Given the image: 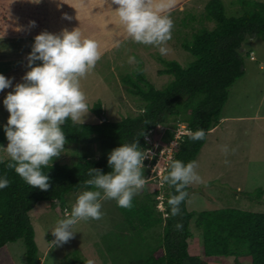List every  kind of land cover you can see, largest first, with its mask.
Instances as JSON below:
<instances>
[{
	"label": "rangeland",
	"instance_id": "1",
	"mask_svg": "<svg viewBox=\"0 0 264 264\" xmlns=\"http://www.w3.org/2000/svg\"><path fill=\"white\" fill-rule=\"evenodd\" d=\"M208 1L176 0L168 13L174 26L172 38L165 45L169 49L166 55H161L153 46L128 39L112 12L117 6L111 4V0H0V19L6 17L8 21L9 17H13L10 28L14 30L22 25L28 31L30 21H35V27L41 32L60 33L64 29L71 31L78 28L83 38L98 43L101 58L92 69L95 79L91 85L84 84L81 89L86 95L89 109L82 124H95L99 119L90 108L97 102L110 122L143 113V102L128 93V86L122 82L124 76L140 68L145 79L155 89H163L171 77L158 74L163 69L158 58L176 61L182 67L192 61V57L180 45L191 39ZM221 1L226 16L242 15L243 8L239 0ZM256 1L264 3V0ZM17 13L21 14L20 17ZM65 15L71 19H65ZM190 16H194L195 21L191 22ZM213 25L209 24L208 27ZM31 32L29 30L26 37H30ZM241 56L244 76L229 89L220 123L207 133L206 141L195 159L198 165L196 172L202 182L188 186L190 192L186 207L196 214L223 208L264 213V39L245 36L241 44ZM130 57H134L138 63H130ZM35 63V66L41 64L40 61ZM1 124H4V118L0 120ZM174 125L175 129L172 128ZM185 128L183 122L170 117L156 128L159 132L152 129L145 134L149 138L147 142L144 137L147 149L143 151V177L146 182L132 200L138 201L148 194L151 200L158 201V211H164L168 187L166 183L158 186L162 159L157 161V158L159 155L164 157L167 135L172 133L182 136L188 133ZM6 146L7 142L3 147ZM99 154L98 144L83 147L65 144L64 151L52 164L72 165L81 157L94 159ZM148 157L154 161L152 165H148ZM8 159L5 153L0 152V162ZM157 191L159 193L154 195ZM258 191L263 192L262 197L257 195ZM79 194H70L63 207L59 203L51 206L47 202H38L28 213L40 264H73L76 257L85 264H129L130 260L146 258L149 248L155 247L157 238L162 234L163 225L143 232L140 240L128 229L115 200H102L101 219L78 222L72 228L74 237L52 248L49 243L55 238L51 231L58 220L65 218V212L71 211ZM190 233L189 255L203 258L201 232L194 227L193 222ZM6 248L15 264H25L22 240L7 244ZM241 263L250 264V259H243ZM209 264H234V259L215 257Z\"/></svg>",
	"mask_w": 264,
	"mask_h": 264
},
{
	"label": "trees",
	"instance_id": "2",
	"mask_svg": "<svg viewBox=\"0 0 264 264\" xmlns=\"http://www.w3.org/2000/svg\"><path fill=\"white\" fill-rule=\"evenodd\" d=\"M238 3L243 8L239 17L226 16L221 0L206 3L198 28L194 27L191 39L180 45L192 57L186 67L176 61L158 58L163 65L158 74L171 77L163 89H155L140 68L124 76L122 82L128 86V93L143 102V113L110 122L97 102L90 108L99 119L97 123L80 124L66 120L61 126L66 144L81 147L98 144V157H81L72 165L54 163L42 169L49 176L47 191L26 184L14 170L7 168L9 159L0 162V178L7 177L10 181L8 187L0 189V264H15L6 246L18 240L24 244L25 264H40L34 229L28 216L34 205L47 202L51 206L59 203L63 207L70 194L96 190L84 185V181L91 178V169H99L104 174L110 172L108 154L123 144L137 142L143 153L146 149L145 134L152 129L159 132L156 127L170 117L183 122L188 132L178 140L170 163L174 160L185 164L195 161L207 133L220 123L229 89L244 76L241 56L244 37L264 39V3L256 0H239ZM17 15L20 17L21 14ZM12 18L9 17L8 21L6 17L0 19V35L26 36L30 30L32 37L38 33L39 29L31 26L28 31L22 25L17 30L10 28ZM190 20L195 21V17L190 16ZM209 24L214 25L209 28ZM4 126L0 125V147L7 142ZM198 129L204 130V139H190L189 133ZM173 138L172 133L168 134L166 144ZM153 162L147 159V163ZM166 186L163 212L157 209L158 201L151 200L147 193L138 201L132 200L131 208L119 207L128 229L140 240L143 232L163 225L162 234L157 238L155 247L149 248L146 258L130 260L129 264H209L215 257H232L234 264H242L241 260L246 258L250 259V264H264V213L223 208L196 214L187 210V196L179 205V214L173 216L168 200L177 193L174 187ZM184 190L189 194V187ZM257 195L262 197L263 192L258 191ZM192 222L201 232L203 258L191 256L188 252ZM177 224L182 227L178 229ZM72 262L85 264L77 257Z\"/></svg>",
	"mask_w": 264,
	"mask_h": 264
},
{
	"label": "clouds",
	"instance_id": "3",
	"mask_svg": "<svg viewBox=\"0 0 264 264\" xmlns=\"http://www.w3.org/2000/svg\"><path fill=\"white\" fill-rule=\"evenodd\" d=\"M175 3L176 0H111V4L117 6L112 12L127 38L134 43L153 46L161 55L169 51L165 45L172 38L174 25L168 13ZM64 18L71 19L66 15ZM29 25L35 27V21H30ZM100 58L98 43L83 38L78 28L64 29L59 34L42 31L34 37L27 57L30 70L22 77L23 82L12 87V80L0 75V91L12 87L3 100L9 115L3 128L7 146L0 147V152L9 158L7 168L14 170L32 188L47 191L50 186L49 176L42 169L51 167L53 160L64 151L67 140L61 126L69 119L82 124L89 113L80 81ZM36 61L41 64L33 67ZM129 62L138 63L134 57H130ZM204 136L203 129L189 133L192 140H202ZM143 161V153L135 142L123 144L108 154L110 172L104 174L99 169H91V178L84 181V185L96 190L79 194L71 211H66L65 218L57 221L51 231L55 238L49 243L51 247L70 241L75 234L72 228L78 222L101 219L102 200H115L118 207L131 208L133 197L146 182ZM170 161L161 183L175 188L177 194L168 200L171 214L175 216L188 196L184 189L202 181L195 161L187 164ZM9 184L7 177L0 178V189ZM176 227L179 229L182 225Z\"/></svg>",
	"mask_w": 264,
	"mask_h": 264
},
{
	"label": "crops",
	"instance_id": "4",
	"mask_svg": "<svg viewBox=\"0 0 264 264\" xmlns=\"http://www.w3.org/2000/svg\"><path fill=\"white\" fill-rule=\"evenodd\" d=\"M39 31L41 33V30ZM53 32L50 31L51 34H59ZM36 35H38V33ZM36 35L32 37H23L20 35H0V75L11 79L12 87H14L17 83H22V77L30 70L28 67L27 57L31 52V45L33 44L34 37ZM35 64L36 63L33 64L34 67ZM95 76L91 70L84 78H82L80 81L81 89L84 84L85 86L91 85ZM96 78V80H99L98 77ZM12 87L0 91V120L4 118V124L1 125H6L8 119L9 114L4 108L3 100L7 93L12 91Z\"/></svg>",
	"mask_w": 264,
	"mask_h": 264
},
{
	"label": "built area",
	"instance_id": "5",
	"mask_svg": "<svg viewBox=\"0 0 264 264\" xmlns=\"http://www.w3.org/2000/svg\"><path fill=\"white\" fill-rule=\"evenodd\" d=\"M156 128H159V125ZM150 132H151V130L148 131V133H150ZM154 132H155V130H154ZM180 138H181V136H177L175 134L173 140L169 143L168 147L166 149H164V157H161V155H159L158 158H157V161H158L159 158L162 159V167H160V175H158V186L162 185L161 184V180H162V177H163V171L166 169L168 162L172 158V152L171 151L175 147L174 144L178 143V140ZM145 140L147 142L149 141V138H148L147 135L145 137ZM161 153H163V151Z\"/></svg>",
	"mask_w": 264,
	"mask_h": 264
}]
</instances>
